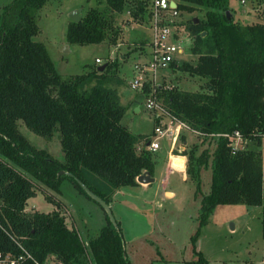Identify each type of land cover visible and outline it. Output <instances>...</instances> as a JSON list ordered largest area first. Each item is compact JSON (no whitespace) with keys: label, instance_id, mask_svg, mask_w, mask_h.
Segmentation results:
<instances>
[{"label":"trees","instance_id":"1","mask_svg":"<svg viewBox=\"0 0 264 264\" xmlns=\"http://www.w3.org/2000/svg\"><path fill=\"white\" fill-rule=\"evenodd\" d=\"M43 1L11 0L1 11L0 250L18 251V240L38 259L54 253L62 264H87L83 240L66 225L59 200L46 195L56 204L53 209L24 210L26 199L35 192L32 179L58 189L66 178L92 199L75 176L109 203L118 187L137 184L135 176L141 171L152 175L151 152L136 149L149 135L131 133L120 122L125 106L119 101L117 86L125 80L115 62L105 60L101 70L85 63L83 71L65 77L56 71L43 43L32 39L37 31L36 11ZM146 1L138 0L132 15H142ZM175 2L177 10L202 11L196 20L190 16L175 25L177 32L183 27L189 38L187 49L195 60L172 61L169 67L203 78V87L160 92L173 118L213 143L210 151L207 147L197 150L192 143L181 152L186 157L184 171L195 183L194 194L201 192L200 168L210 161L209 189L200 196L198 227L218 203L260 205L264 238V169L259 149L247 145H259L264 136V8L258 13L259 20L240 23L233 19L227 0ZM104 3L103 9L88 7L77 21L68 19L66 42H115L118 27L113 15L123 9L126 0ZM18 120L42 136L57 130L63 159L32 144L19 130ZM233 130L246 145L233 147L230 138L211 134ZM102 212L105 223L86 240L92 263L131 264L123 253L117 222L112 225Z\"/></svg>","mask_w":264,"mask_h":264},{"label":"rangeland","instance_id":"2","mask_svg":"<svg viewBox=\"0 0 264 264\" xmlns=\"http://www.w3.org/2000/svg\"><path fill=\"white\" fill-rule=\"evenodd\" d=\"M10 1L0 0V22L1 11ZM137 1L126 0L123 9L114 13L113 23L118 27L114 43L103 40L77 44L65 40L69 12L77 10L81 16L88 7L103 9L104 0H44L36 11L37 31L32 35V39L43 43L53 66L62 77L83 71L85 63L97 66L105 60L115 62L117 73L125 80L117 86L120 101L125 106L120 122L131 133L142 132L152 137L153 118L142 105V95L130 89L126 83L131 76L132 64L146 58L148 50L150 30L139 12L132 15V6ZM227 2L234 20L240 23L259 20L260 17L247 2ZM201 14V10H178L174 19L176 24H183L190 16L197 17ZM181 36L178 44L182 52L174 54L176 63L182 60L193 62L195 55L187 49L189 38L186 34ZM171 41L176 42L174 39ZM142 42L143 46L140 44ZM94 57H98L100 61L95 62ZM156 76L162 83L177 89L199 90L204 83L203 78L176 67L157 69ZM161 121H167V118L163 116ZM17 125L21 133L36 147L44 148L58 160L63 159L57 130L47 137L32 132L20 120ZM156 141L159 147L150 151L153 180L143 187L136 184L118 187L108 203L121 233L123 253L127 260L131 264H186L187 261L197 260L201 256L202 259L198 260L197 264H264L261 206L218 203L213 206L206 221L198 227L200 196L209 189L210 161L200 168L201 192L194 194L195 183L184 171L185 155L183 167L181 156H173L174 158L168 161V166L171 163L181 169L170 168L164 164V158H167L170 149V138L160 136ZM192 143L197 144V150L207 147L210 151L213 147L210 138L182 127L171 153L178 150L184 152ZM138 144L140 145V142ZM242 145L246 143L238 144ZM247 145L259 149L261 167L264 169V136L261 137L259 145L251 142ZM32 180L35 192L25 201L26 212L32 209H53L56 204L46 198V195L59 200L58 209L62 212L66 225L73 227L83 241L95 235L105 223L98 203L78 192L68 179H62L58 189L49 187L42 181ZM164 188L172 193L164 194ZM197 228L198 231L192 238Z\"/></svg>","mask_w":264,"mask_h":264},{"label":"built area","instance_id":"3","mask_svg":"<svg viewBox=\"0 0 264 264\" xmlns=\"http://www.w3.org/2000/svg\"><path fill=\"white\" fill-rule=\"evenodd\" d=\"M173 2V6L170 5ZM241 4L247 2L250 7L258 14L264 8V0H239ZM178 14L175 0H147L142 14L143 21L146 22L150 35L147 40V56L142 60L135 61L131 67V76L127 81L130 89L138 91L143 98L142 105L144 109L149 111L155 123L152 128V137H149L148 144H136V149L140 150L142 147L149 151H155L159 145L156 141L157 137L164 136L170 138V149L168 161L174 156L183 157L182 167L184 166V155L180 150L171 153L174 149L173 145L177 138L180 128L186 127V124L170 115L164 105L162 90H168L171 86L162 83L156 76L157 69H165L169 67L170 62L176 64L175 53H181L180 46L181 34H186L183 27L179 26V31H176V21L174 15ZM187 36V34H186ZM176 40V42L171 41ZM95 62H99V58H94ZM145 87V88H144ZM165 116L167 121H161ZM196 132V131H195ZM197 133V132H196ZM214 135H222L230 138V144L237 147L240 143L238 131L233 130L232 133L216 132ZM170 157V158H169ZM170 168L181 169V167L169 164ZM18 251H2L0 250V264H62L60 258L54 253H47L41 259L36 258L29 250H27L18 240H15ZM85 247L84 257L87 264H93L86 250V241H82Z\"/></svg>","mask_w":264,"mask_h":264},{"label":"water","instance_id":"4","mask_svg":"<svg viewBox=\"0 0 264 264\" xmlns=\"http://www.w3.org/2000/svg\"><path fill=\"white\" fill-rule=\"evenodd\" d=\"M170 5L173 6L172 1H170ZM225 13H226V16L228 17L229 11L227 9L225 10ZM79 18H80V16H79L77 10H72L69 12V19L70 20L77 21V20H79ZM193 19L196 20V17H193ZM201 33H203V31ZM103 66H104V63L98 64L96 66V69L101 70L103 68ZM145 144H148V141H146ZM58 172H66V171L58 170ZM73 178L80 185V187L85 191V193L88 196H90L95 202H97L102 207V209L104 210V212L108 216V219L110 220L112 225H115V221H114L113 216L111 214V210H110L108 203H106L100 196H98L93 191H91L80 179H78L75 176H73ZM135 180L137 182H140V183H147V182L152 181L153 177L150 176L146 170H143L135 176Z\"/></svg>","mask_w":264,"mask_h":264},{"label":"crops","instance_id":"5","mask_svg":"<svg viewBox=\"0 0 264 264\" xmlns=\"http://www.w3.org/2000/svg\"><path fill=\"white\" fill-rule=\"evenodd\" d=\"M143 46V45H142ZM141 47V46H140ZM147 49H148V47H147ZM142 51H144V50H142ZM95 58V57H94ZM123 77V76H122ZM127 83V82H126ZM117 92H118V89H117ZM118 94H119V92H118ZM119 101H120V95H119ZM121 102V101H120ZM138 133H142V132H138ZM169 154V153H168ZM168 154L166 155V157L167 158H164V164L165 165H167L168 166ZM163 157V156H162ZM174 158V157H173ZM172 159V158H171ZM172 162V161H171ZM169 167V166H168ZM180 169V168H179ZM152 176V175H151ZM148 184V182L147 183H140V182H137V184L136 185H140L141 187H143V186H145V185H147ZM162 192L165 194L166 192H171L172 193V191L171 190H166L165 188L162 190ZM113 194V193H112ZM111 194V195H112Z\"/></svg>","mask_w":264,"mask_h":264},{"label":"bare ground","instance_id":"6","mask_svg":"<svg viewBox=\"0 0 264 264\" xmlns=\"http://www.w3.org/2000/svg\"><path fill=\"white\" fill-rule=\"evenodd\" d=\"M168 194H171L170 192H167Z\"/></svg>","mask_w":264,"mask_h":264}]
</instances>
